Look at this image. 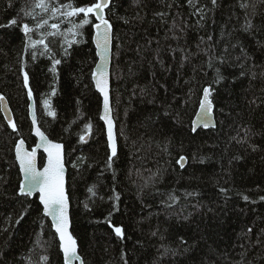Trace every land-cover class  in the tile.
Instances as JSON below:
<instances>
[{"label":"trees","instance_id":"16d2710c","mask_svg":"<svg viewBox=\"0 0 264 264\" xmlns=\"http://www.w3.org/2000/svg\"><path fill=\"white\" fill-rule=\"evenodd\" d=\"M36 3L0 0V97L15 124L0 106V264H66L38 196L20 194L14 149L37 141L28 92L65 147L83 264H264V0H110L115 156L92 80L94 13L74 28L83 13ZM206 86L217 126L193 132Z\"/></svg>","mask_w":264,"mask_h":264},{"label":"snow or ice","instance_id":"6c2138e0","mask_svg":"<svg viewBox=\"0 0 264 264\" xmlns=\"http://www.w3.org/2000/svg\"><path fill=\"white\" fill-rule=\"evenodd\" d=\"M108 0H100L98 3H94L91 6H80L74 7L72 4L61 5L60 8H68L70 11L66 13H61L67 16H78L84 14L85 18L81 21L80 24H74V28H80L83 25L89 24L90 20L87 18L88 14L95 13L96 18L99 19L100 23L96 24L97 35H98V47L100 46L99 36L100 28L103 25V47L105 52H107L108 45V32L111 28V25L108 20H106L102 14L103 8L107 5ZM215 3V0H213ZM35 7L40 8L43 12H48L51 10L52 14L55 15L57 12H60V8H51L50 0H37ZM25 15H32L30 11H25ZM11 24H16V20H12ZM46 24L47 21H44ZM37 27H41L38 23ZM52 28H58L57 24H53ZM23 29L25 33L31 31L27 23L23 24ZM56 35V33H52ZM43 43V41H40ZM56 64H59L60 61H55ZM54 70V69H53ZM97 87L102 93H104V103H105V112L108 111V91H107V76L105 72H98L97 74ZM223 79V77H219ZM25 81L27 82V73H25ZM218 82V81H217ZM210 92V87L204 90V102L201 105L202 111L207 113L211 109V101L208 99ZM2 99V97H0ZM55 115V113H51ZM107 119V116L105 117ZM109 124V139L113 140L112 136V121L108 120ZM15 128V124L12 125ZM90 127V126H89ZM37 134L41 136L42 140H45L44 134L37 129ZM83 139V137H81ZM47 147L45 150L48 152L49 159L48 165L44 168L43 172H39L36 169L35 163V151L29 153L22 150L23 141L20 142V146L17 147V156L20 160L21 168L25 173V180L29 181L26 185L20 187V193L31 195L33 189H38L40 192V201L44 205V210L48 215L52 216L53 221L55 222L56 231L60 235L62 241V247L64 249L65 259L71 264V260L76 256V243L71 234L68 232V218L66 214L67 210V196L64 188V166L62 161L61 154V145L52 144L50 141H46ZM112 155H116V147L113 142L112 145ZM183 159V158H181ZM247 199V197H245ZM117 234H122L121 228L117 227L115 229ZM46 259V258H45Z\"/></svg>","mask_w":264,"mask_h":264},{"label":"water","instance_id":"95a60500","mask_svg":"<svg viewBox=\"0 0 264 264\" xmlns=\"http://www.w3.org/2000/svg\"><path fill=\"white\" fill-rule=\"evenodd\" d=\"M98 2H100V0ZM109 3H110V0H108L107 5L102 10V14L106 20H107V18H106L105 9L109 5ZM94 15L96 17L95 13H94ZM99 23H100V21H99V19H97L96 24H99ZM96 24L94 25L93 43H94L95 48H96L97 63H96L94 70H93L92 80H93L95 89L97 90V92H99V94L102 98V107H101L100 117H101V120L103 121L105 129H106V135H107L109 147L112 150V145L114 142L116 150H117L116 122H115L114 115H113L112 98H111V68H112V59H113V35H114V33H113V28L111 26V28L108 32L107 52H105L104 47H103V31H104V28H103V25H101V28L99 30L100 31V36H99L100 46L98 47V35H97V29L95 27ZM110 25H111V23H110ZM98 72H105L106 76H107V91H108V111H107V113L105 112L104 93H102L100 91V89L97 87V75L96 74ZM211 105H212L211 109L208 110L206 114H205V112L202 111V108L200 109V113L196 119L197 124L203 125L204 127H214V125L216 124V117H215V112H214V106H213V104H211ZM29 108H30V118H31V121L33 124L32 135L36 138L37 141H36L35 146H33L32 148H29L27 142L24 139L18 140V142L15 146L16 161H17L18 167L20 169L21 179H22L21 186L26 185L27 183H29V181L25 180V173H24L23 169L21 168L20 160L18 159V156H17L16 149L18 146H20V142L23 141V145L21 146L23 151H27L29 153L35 151L36 169L39 172H43L44 168L48 165L49 155H48V152L45 150V148L48 146L46 141H50L52 144L61 145L62 147H61L60 151L62 154V161H63V166H64V173H63V175H64V188H65V193L67 196V210H66V214H67V218H68V229L67 230L71 234V236L73 237V239L75 240V243H76V256L71 260V264H83V258L79 254V247H78L77 240H76V238L72 232L71 202H70L69 194H68V190H67L68 168L66 165V151H65L64 144L61 142L52 140L40 128L39 123H38V117H37L36 101H35V98L31 95H30ZM1 109H2L5 117L7 118L9 124L13 125L14 124L13 113H12V110H11V107H10V104H9L7 98L4 96H2V99H1ZM106 116H107V119L105 118ZM109 119L112 121V129L111 130H112L113 140L109 139V124H108ZM37 129H39V131L44 134V137L46 138L45 140H42L41 136L37 134ZM88 140H89V135H86L84 137V141H88ZM40 154H43L45 157V162L42 166L39 163ZM185 164H186V159L183 158L181 160V165L184 166ZM21 195H26V194H21ZM28 196H31V197L38 196V198H39L40 192L38 189H33L32 194L28 195ZM39 201H40V198H39ZM40 204L42 205L44 215L50 219V221L53 225V229L57 234V237H58V240L60 243V249L62 251L65 263L69 264V262L66 261V259H65L64 249L62 247V241L60 239L59 233L56 231L55 222L53 221L52 216L48 215L47 212H45L44 205L41 201H40Z\"/></svg>","mask_w":264,"mask_h":264},{"label":"bare ground","instance_id":"6f19581e","mask_svg":"<svg viewBox=\"0 0 264 264\" xmlns=\"http://www.w3.org/2000/svg\"><path fill=\"white\" fill-rule=\"evenodd\" d=\"M96 24V23H95ZM93 36H94V34H93ZM113 39H114V36H113ZM95 67V66H94ZM210 86H206L205 88H204V90L206 89V88H209ZM204 90H203V94H202V98H201V102H200V105H199V108H198V110H197V113H196V115L194 116V119H193V121H192V130H193V132H196L198 129H200V128H203V129H208V128H212V127H204L203 125H199V124H197L196 123V119H197V117H198V115H199V113H200V109H201V105H202V103L204 102ZM29 91V90H28ZM30 95L31 96H33L32 95V93L31 92H28V96H29V103H30ZM2 97V96H1ZM5 97V96H4ZM34 97V96H33ZM208 99L211 101V104H213V106H214V112H215V104L213 103V101H212V98H211V87H210V92H209V96H208ZM0 106H1V99H0ZM12 110V109H11ZM1 111H2V109H1ZM12 113H13V111H12ZM2 114H3V117H4V119L6 120V122L9 124V122H8V120H7V118L5 117V115H4V113H3V111H2ZM28 114H29V118H30V108H29V104H28ZM13 117H14V115H13ZM216 117V116H215ZM30 121H31V118H30ZM31 123H32V121H31ZM217 126V121H216V124L214 125V127L213 128H215ZM32 128H33V124H32ZM14 154H15V149H14ZM43 155V154H42ZM40 156H41V154H40ZM40 156H39V162H40ZM181 158H185L184 156L183 157H181ZM180 158V163H181V159ZM15 159H16V154H15ZM70 198V197H69Z\"/></svg>","mask_w":264,"mask_h":264}]
</instances>
